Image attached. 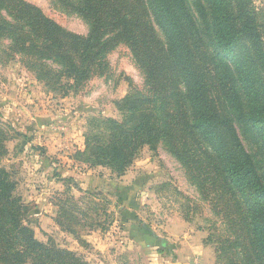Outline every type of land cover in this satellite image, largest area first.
<instances>
[{"label": "trees", "instance_id": "1", "mask_svg": "<svg viewBox=\"0 0 264 264\" xmlns=\"http://www.w3.org/2000/svg\"><path fill=\"white\" fill-rule=\"evenodd\" d=\"M75 12L89 25L86 37L21 0H0V39L37 80L64 94L107 74L105 57L116 46L130 49L143 89L115 104L119 120L89 119L78 152L88 168L122 177L140 148L159 143L192 177L212 165L206 181L245 202L240 217V204L236 210L241 234L216 250L217 264H264V42L253 0H76ZM248 128L253 155L244 150ZM15 189L0 168V264H88L34 237Z\"/></svg>", "mask_w": 264, "mask_h": 264}, {"label": "rangeland", "instance_id": "2", "mask_svg": "<svg viewBox=\"0 0 264 264\" xmlns=\"http://www.w3.org/2000/svg\"><path fill=\"white\" fill-rule=\"evenodd\" d=\"M21 1L70 34H88V23L75 12L76 0ZM253 3L264 42V0ZM9 45L0 39L5 138L0 168L16 184L14 196L28 209L34 237L88 264H217L216 250L241 234L238 219L245 202L225 194L222 184L207 182L214 179L212 165L192 177L159 143L155 150L140 148L123 176L116 177L106 168L89 169L78 154L84 151L89 119L119 120L115 104L130 90L143 89L144 76L130 49L116 46L105 57L107 74L64 94L37 80ZM252 136L248 128L244 150L251 155ZM261 160L264 164V155ZM204 171L210 172L207 181ZM69 178L78 180L81 191L66 183Z\"/></svg>", "mask_w": 264, "mask_h": 264}, {"label": "crops", "instance_id": "3", "mask_svg": "<svg viewBox=\"0 0 264 264\" xmlns=\"http://www.w3.org/2000/svg\"><path fill=\"white\" fill-rule=\"evenodd\" d=\"M72 177H73V176H72ZM75 181H76V183H77L78 180H75ZM182 263H183V262H178L177 264H182Z\"/></svg>", "mask_w": 264, "mask_h": 264}]
</instances>
